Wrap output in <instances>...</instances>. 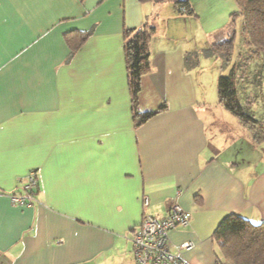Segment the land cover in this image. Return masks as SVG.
Listing matches in <instances>:
<instances>
[{
  "label": "crops",
  "instance_id": "obj_1",
  "mask_svg": "<svg viewBox=\"0 0 264 264\" xmlns=\"http://www.w3.org/2000/svg\"><path fill=\"white\" fill-rule=\"evenodd\" d=\"M189 2L195 15L171 0H0V264H135L131 236L143 213L161 217L174 202L190 219L170 230L172 252L192 240L181 258L215 264L212 232L224 216L264 220L254 146L263 140L218 102L217 81L216 94L200 88L204 68H186V49L165 31L192 17L208 37L235 0ZM144 22L155 31L139 105L166 109L135 128L123 31ZM91 29L71 55L64 34ZM31 169L35 200L12 204Z\"/></svg>",
  "mask_w": 264,
  "mask_h": 264
},
{
  "label": "trees",
  "instance_id": "obj_2",
  "mask_svg": "<svg viewBox=\"0 0 264 264\" xmlns=\"http://www.w3.org/2000/svg\"><path fill=\"white\" fill-rule=\"evenodd\" d=\"M171 1L178 14L195 15L189 0ZM235 3L236 9L229 14L226 23L214 32V39L209 43V47L201 52H185L184 65L186 68L194 67L201 53L219 58L221 69H228V73L219 74L217 78L218 102L248 125L257 141H261L264 139V122L254 117L250 109L252 100L239 99L238 84L242 86L240 84L244 83V78L242 75L237 78V72H244L250 61L258 56L264 64V0H235ZM154 31L155 26L148 22L123 31V54L131 117L135 128L166 109L165 103L146 111L141 110L139 106L141 82L151 69L149 43ZM225 32H229L226 38L222 35ZM91 34L92 29L66 32L64 38L70 48V54L73 55ZM238 34L241 37L240 47L243 52L234 55ZM212 240L220 253L215 264H264V220L253 222L239 214H227L213 230Z\"/></svg>",
  "mask_w": 264,
  "mask_h": 264
},
{
  "label": "rangeland",
  "instance_id": "obj_3",
  "mask_svg": "<svg viewBox=\"0 0 264 264\" xmlns=\"http://www.w3.org/2000/svg\"><path fill=\"white\" fill-rule=\"evenodd\" d=\"M218 29L219 28H217L216 30ZM166 30L169 31L170 33L169 36H173L174 38H176L175 42H170L172 46L175 47L177 45L179 48L186 49L187 52H190L197 47H202L203 43L205 41H208L209 38L211 39V36L216 31L213 30L211 33H207L209 38L206 37L204 26L200 24L198 19L192 17H185V18L182 17V18H178L177 20H170L168 22V26L165 27V31ZM228 33L225 32L224 34H222L223 37L224 38L228 37ZM240 42H241V37L238 34L237 41L235 43L234 55H236L238 52L239 53L243 52V50L240 47ZM192 68L193 69L204 68V71L202 72V78L200 79V82L202 84L200 88H202L203 91L208 92L210 94L213 93L214 91L216 94L215 87L219 74L228 73V69H221V61L219 58L214 56H205L203 53L199 55L197 64L194 67H191V69ZM240 75H242V77L244 78V83L240 84L242 86H239L238 84L239 99L242 101L252 100L251 106L253 112L255 113L256 118L264 122V64L262 58L258 56L254 58L252 61H250V63L248 64V68H246L244 72H240V71L237 72V78H239ZM245 76L247 78H245ZM237 145L238 143L235 144L231 152L235 153V151L238 148ZM254 146L256 147L255 154L258 157L259 156L261 157L262 160L261 163L264 165V139L262 141V144L260 145L255 144ZM242 148L243 147H240V150ZM248 152H250L249 147H248ZM247 161L248 163H250L252 162V159L248 158Z\"/></svg>",
  "mask_w": 264,
  "mask_h": 264
},
{
  "label": "built area",
  "instance_id": "obj_4",
  "mask_svg": "<svg viewBox=\"0 0 264 264\" xmlns=\"http://www.w3.org/2000/svg\"><path fill=\"white\" fill-rule=\"evenodd\" d=\"M38 188L37 173L29 170L19 181V190L9 195L15 205H30L36 198ZM147 204V198L144 200ZM190 213L179 203L171 204L166 214L159 217L143 213L141 222L131 236V252L136 264H187L182 258L183 251L194 247L192 240H184L172 252L169 232L175 227L189 225ZM227 264V263H223Z\"/></svg>",
  "mask_w": 264,
  "mask_h": 264
}]
</instances>
